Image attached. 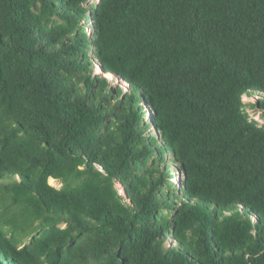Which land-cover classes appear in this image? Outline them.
<instances>
[{
  "label": "trees",
  "instance_id": "16d2710c",
  "mask_svg": "<svg viewBox=\"0 0 264 264\" xmlns=\"http://www.w3.org/2000/svg\"><path fill=\"white\" fill-rule=\"evenodd\" d=\"M93 1L0 0V264H264V0Z\"/></svg>",
  "mask_w": 264,
  "mask_h": 264
},
{
  "label": "rangeland",
  "instance_id": "374dc122",
  "mask_svg": "<svg viewBox=\"0 0 264 264\" xmlns=\"http://www.w3.org/2000/svg\"><path fill=\"white\" fill-rule=\"evenodd\" d=\"M98 2H99V0H94L92 3H98ZM88 34L91 36L90 32H88ZM100 73H101L100 70L98 68H96L95 69V74L99 75ZM104 77L108 78L107 75H105ZM108 79L111 80V83H112L113 87H117L118 86V84H117L118 81L114 82V80H113L114 78L112 79V78L109 77ZM257 99L258 98L252 99V101H251L248 98H243L244 109L249 114L251 119L258 121L262 126H264V118H263L262 114L259 113L258 111H256L255 109L250 107V104H254L257 101ZM174 178H177V179H174L172 182L175 183V184H177V183L179 184V182H180L179 177L176 176ZM50 185L55 187V188H57V189H59L61 187V184L59 182L55 181V180H51L50 181ZM120 193L123 194V191H121ZM172 240L173 239L170 238L168 243L170 244Z\"/></svg>",
  "mask_w": 264,
  "mask_h": 264
},
{
  "label": "bare ground",
  "instance_id": "6f19581e",
  "mask_svg": "<svg viewBox=\"0 0 264 264\" xmlns=\"http://www.w3.org/2000/svg\"><path fill=\"white\" fill-rule=\"evenodd\" d=\"M53 180V179H52Z\"/></svg>",
  "mask_w": 264,
  "mask_h": 264
}]
</instances>
